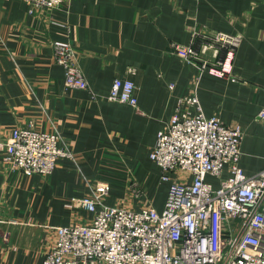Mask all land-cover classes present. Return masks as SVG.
<instances>
[{"label": "crops", "instance_id": "obj_1", "mask_svg": "<svg viewBox=\"0 0 264 264\" xmlns=\"http://www.w3.org/2000/svg\"><path fill=\"white\" fill-rule=\"evenodd\" d=\"M217 30L243 36L233 76L203 72L196 91L205 114L241 126V165L256 174L264 169V0H71L55 10L0 0V140L16 127L57 130L75 154L48 176H28L0 153V264H43L57 226L92 217L72 200L99 182L111 186L108 205L163 209L170 182L151 152L199 74L170 44L199 46ZM56 40L74 45L91 90L68 86ZM117 76L136 83L137 107L108 97Z\"/></svg>", "mask_w": 264, "mask_h": 264}, {"label": "built area", "instance_id": "obj_2", "mask_svg": "<svg viewBox=\"0 0 264 264\" xmlns=\"http://www.w3.org/2000/svg\"><path fill=\"white\" fill-rule=\"evenodd\" d=\"M26 1L32 8L55 10L71 0ZM242 40L239 33L217 30L205 33L199 46L170 44V51L195 64L199 74L151 152L162 180L170 182L163 209L108 205L111 186L99 182L89 195L72 200L92 217L57 226L43 264H264V169L252 175L244 171L241 126L205 114L196 91L203 72L233 76ZM53 47L68 86L91 90L74 45L56 40ZM136 88L134 80L117 76L108 97L137 107ZM258 116L264 125V108ZM0 153L28 176H48L60 158L75 159L57 130L31 127L14 128L7 142L0 140Z\"/></svg>", "mask_w": 264, "mask_h": 264}, {"label": "rangeland", "instance_id": "obj_3", "mask_svg": "<svg viewBox=\"0 0 264 264\" xmlns=\"http://www.w3.org/2000/svg\"><path fill=\"white\" fill-rule=\"evenodd\" d=\"M167 182H169V181H166V183H167ZM164 186H165V183L162 185V187H164Z\"/></svg>", "mask_w": 264, "mask_h": 264}]
</instances>
